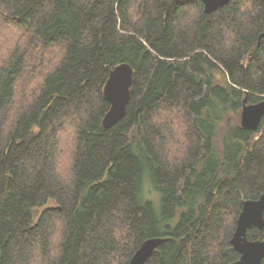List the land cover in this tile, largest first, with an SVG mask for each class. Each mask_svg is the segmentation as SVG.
<instances>
[{
  "label": "trees",
  "instance_id": "16d2710c",
  "mask_svg": "<svg viewBox=\"0 0 264 264\" xmlns=\"http://www.w3.org/2000/svg\"><path fill=\"white\" fill-rule=\"evenodd\" d=\"M124 62L131 97L106 127ZM245 99L264 100V0H0V264H129L152 237L145 264L236 262L264 192Z\"/></svg>",
  "mask_w": 264,
  "mask_h": 264
},
{
  "label": "water",
  "instance_id": "95a60500",
  "mask_svg": "<svg viewBox=\"0 0 264 264\" xmlns=\"http://www.w3.org/2000/svg\"><path fill=\"white\" fill-rule=\"evenodd\" d=\"M230 0H203L206 12H212L227 4ZM134 70L129 63L116 66L106 82L104 93L111 107L104 118V125L111 127L125 116L131 97ZM241 113V124L246 128H255L264 116V100L258 103H246ZM264 227V192L257 199L244 201L237 226L231 239L232 246L240 253L233 264H261L264 258V240H251L248 230ZM165 237H152L145 240L132 256L129 264H145L154 252L166 242Z\"/></svg>",
  "mask_w": 264,
  "mask_h": 264
},
{
  "label": "rangeland",
  "instance_id": "374dc122",
  "mask_svg": "<svg viewBox=\"0 0 264 264\" xmlns=\"http://www.w3.org/2000/svg\"><path fill=\"white\" fill-rule=\"evenodd\" d=\"M241 113H242V111H241ZM241 113H240V120H241ZM149 195H150V198H152V199H156L157 198V194H155V193L149 192ZM41 210L42 209H40L39 211H41Z\"/></svg>",
  "mask_w": 264,
  "mask_h": 264
}]
</instances>
